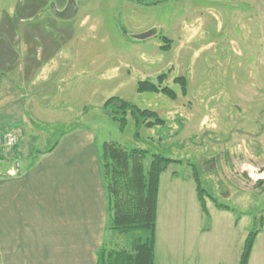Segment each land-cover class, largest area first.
<instances>
[{
    "label": "rangeland",
    "instance_id": "obj_1",
    "mask_svg": "<svg viewBox=\"0 0 264 264\" xmlns=\"http://www.w3.org/2000/svg\"><path fill=\"white\" fill-rule=\"evenodd\" d=\"M67 1L0 0V138L17 139L4 170L32 165L58 131L92 127L100 154L111 141L145 149L147 165L154 154L181 160L161 174V219L198 215L201 187L206 201L261 228L264 0H74V17L58 18L50 2L62 10ZM148 30L154 34L134 37ZM41 66L50 72L33 76ZM140 80L177 97L139 92ZM113 96L165 122L138 126L128 112L121 128L104 107ZM107 225L106 249L130 244L131 234Z\"/></svg>",
    "mask_w": 264,
    "mask_h": 264
},
{
    "label": "crops",
    "instance_id": "obj_2",
    "mask_svg": "<svg viewBox=\"0 0 264 264\" xmlns=\"http://www.w3.org/2000/svg\"><path fill=\"white\" fill-rule=\"evenodd\" d=\"M66 130L54 150L0 177V264H96L108 217L101 145L92 127ZM198 208L194 218L158 212L155 264H240L252 224L212 199ZM257 232L249 264H264V217Z\"/></svg>",
    "mask_w": 264,
    "mask_h": 264
},
{
    "label": "trees",
    "instance_id": "obj_3",
    "mask_svg": "<svg viewBox=\"0 0 264 264\" xmlns=\"http://www.w3.org/2000/svg\"><path fill=\"white\" fill-rule=\"evenodd\" d=\"M140 5H156L167 0H130ZM179 1V0H172ZM167 49V48H165ZM165 74L159 76L162 79ZM182 82L183 77L179 78ZM139 92H170L172 98L177 97L168 87H158L151 80L138 81ZM173 92V93H172ZM168 94V93H167ZM104 107H110L113 118L120 122L121 128L127 124V113L135 117L138 126L145 122L147 126L165 122L158 117L156 111L140 108L137 104L120 97L113 96L108 99ZM154 116L156 121L149 120ZM145 123V124H146ZM59 136L49 146L47 152L56 148L60 136L67 130L58 131ZM140 133V132H138ZM101 162L103 179L107 192V222L115 232L131 234L132 241L125 248L106 249L103 244L97 251L96 264H155V232L158 218V197L161 182V174L177 161L162 154H154L151 162L147 165L148 152L141 148L124 147L117 142H104L101 150ZM204 189L199 187L198 194L203 209L206 210V200L203 198ZM217 207L228 208V205L219 203L212 197ZM106 227H108L106 223ZM107 230V228H106ZM258 235L257 230H252L246 240V247L241 255L240 264H249L250 254L254 248V242ZM145 236V237H144Z\"/></svg>",
    "mask_w": 264,
    "mask_h": 264
},
{
    "label": "built area",
    "instance_id": "obj_4",
    "mask_svg": "<svg viewBox=\"0 0 264 264\" xmlns=\"http://www.w3.org/2000/svg\"><path fill=\"white\" fill-rule=\"evenodd\" d=\"M8 137V140L4 141V139L0 138V177L6 175H15L19 173V165L10 167V169L4 170V156H9L14 151V146L17 142V139L14 137ZM3 145V146H2Z\"/></svg>",
    "mask_w": 264,
    "mask_h": 264
},
{
    "label": "water",
    "instance_id": "obj_5",
    "mask_svg": "<svg viewBox=\"0 0 264 264\" xmlns=\"http://www.w3.org/2000/svg\"><path fill=\"white\" fill-rule=\"evenodd\" d=\"M52 12L55 16H57L58 18H63V19H71L74 17V15L76 14L77 10H78V5H76L74 0H69L68 4L66 5V7L62 10H59L58 7L56 6L55 2H52L50 4ZM154 34L153 30H148L145 31V33H141L138 35H135V38L138 39H145L146 37H150Z\"/></svg>",
    "mask_w": 264,
    "mask_h": 264
},
{
    "label": "flooded vegetation",
    "instance_id": "obj_6",
    "mask_svg": "<svg viewBox=\"0 0 264 264\" xmlns=\"http://www.w3.org/2000/svg\"><path fill=\"white\" fill-rule=\"evenodd\" d=\"M68 2H69V0L67 1V4H68ZM51 3H52V2H50V4H51ZM67 4H66V5H67ZM66 5H65V7H66ZM49 7H51V6L49 5ZM65 7H64V8H65ZM64 8H62V9H64Z\"/></svg>",
    "mask_w": 264,
    "mask_h": 264
}]
</instances>
